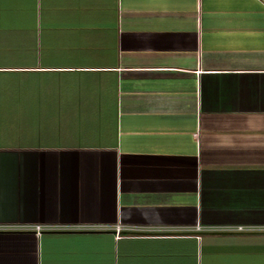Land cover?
<instances>
[{
  "label": "crops",
  "instance_id": "1",
  "mask_svg": "<svg viewBox=\"0 0 264 264\" xmlns=\"http://www.w3.org/2000/svg\"><path fill=\"white\" fill-rule=\"evenodd\" d=\"M34 222L105 226L0 264H264L222 229L264 227V1L0 0V224Z\"/></svg>",
  "mask_w": 264,
  "mask_h": 264
},
{
  "label": "built area",
  "instance_id": "2",
  "mask_svg": "<svg viewBox=\"0 0 264 264\" xmlns=\"http://www.w3.org/2000/svg\"><path fill=\"white\" fill-rule=\"evenodd\" d=\"M264 1V0H263ZM105 225L103 224H96V225H92V224H69V225H58V224H43V223H39V222H34L31 224H26V223H20V224H0V228H30L33 229L37 234L43 230V229H57V228H101L104 227ZM113 228L115 229V234L118 235V232L120 231V229H123L125 227L121 226L118 223H115L112 225ZM195 229H200L202 227H200L198 224H196ZM126 229H128V227H126ZM222 229L227 230V231H243V232H248V231H252V230H256V229H264V227H254V226H250V225H231V226H224L222 227Z\"/></svg>",
  "mask_w": 264,
  "mask_h": 264
}]
</instances>
